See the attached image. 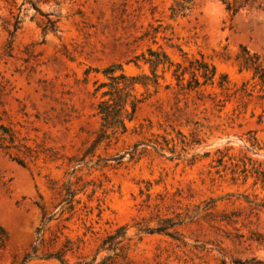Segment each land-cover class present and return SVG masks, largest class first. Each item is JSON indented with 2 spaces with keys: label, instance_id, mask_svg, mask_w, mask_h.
<instances>
[{
  "label": "rangeland",
  "instance_id": "obj_1",
  "mask_svg": "<svg viewBox=\"0 0 264 264\" xmlns=\"http://www.w3.org/2000/svg\"><path fill=\"white\" fill-rule=\"evenodd\" d=\"M33 1L0 0V124L18 145L0 141V264H96L119 227L127 264H264V0ZM149 51L171 65L153 75ZM110 97L135 103L122 133L97 113ZM163 218L179 239L143 231Z\"/></svg>",
  "mask_w": 264,
  "mask_h": 264
},
{
  "label": "trees",
  "instance_id": "obj_2",
  "mask_svg": "<svg viewBox=\"0 0 264 264\" xmlns=\"http://www.w3.org/2000/svg\"><path fill=\"white\" fill-rule=\"evenodd\" d=\"M191 0H182V2H175L174 7H171V10L173 11V13H178V12H182L186 7L185 3H188ZM28 3L31 4V6H33L35 8V2L33 0H27ZM227 10L230 9V5L228 3H226V7ZM48 29H53L54 28V22L52 20H50L49 18L47 19V25ZM10 43V42H9ZM9 50H11L10 45H8ZM149 55L151 57L144 59V62H147L150 64V67L152 69V74L155 75V68L158 65H161L162 67H164L165 64H167L168 66L171 65V62L168 60V58L166 57L165 54L162 53V56L159 57L158 53L155 52H151L149 51ZM144 58V57H142ZM179 68V65H177L176 69L174 70V75L176 77H181L184 74V71L180 72L179 74H176L177 70ZM113 70H114V65L109 66L108 68H106L103 73L105 75H108L111 79H117V76H113ZM196 71H200L201 72V76L204 78L205 81L207 80H211L215 74V70L213 67H211L210 69L208 68V66L205 63H199L198 65H196L195 67ZM254 73H260L259 77L263 78L264 77V69L261 68V66L258 64L254 67ZM144 77H146L145 75H143ZM121 78H125V76H120ZM132 79H134V77H132ZM152 82H154V84L156 83L155 80H153ZM141 84L143 86H145L147 83L143 82V81H132L131 82V86L133 87L134 84ZM131 103V110L130 112L127 114L126 109H125V105H126V99H120L117 97H110V99H108L107 101H100L97 104V113L100 115V118L103 122L102 125H104L106 128H113V127H117L120 128V132H124L126 130V126L123 122V119L121 118L122 113H125V116L128 118V120H130L132 118V115L134 113L135 110V103L130 102ZM0 141L2 142H6V144L3 146V148L8 149V148H16L18 147L17 144L14 143L15 141V135L14 133L7 127H5L4 125L0 124ZM9 157L12 160H15L19 165L24 166V161L21 158H17V157H11L9 155ZM76 195L75 190L70 189L69 187L65 189V197L62 199V202H64L65 204H68V206H72V201L74 200V197ZM76 203H78L79 201L76 200ZM179 225V222H175L173 221L171 218H163L160 219L159 222L157 223V225L153 228L150 227H143V231H146L148 233H163L165 235H168L174 239H179V234L178 231L176 229V226ZM125 231L126 229L124 227H119L117 229H115L112 233H108L101 241L100 246L98 247L95 256L101 252V251H107V252H112L111 255H105L98 263L96 264H127V262L125 261L126 256L125 253H123L122 248H123V244L122 241L124 239L125 236ZM5 236V233L3 231V229L0 227V241L1 239ZM64 253L65 250L63 249H59L57 252L55 253H51L50 255H48V257H53L55 259H57L58 261H60L61 263H65L66 260L64 259ZM28 258V256L26 255L25 257H23V259L17 263V264H24V262L26 261V259ZM96 257H94L92 259L91 262H93L95 260ZM91 262H85L82 264H91ZM238 264H242L240 262H237ZM250 264H261L259 261H255L254 258H251L249 260Z\"/></svg>",
  "mask_w": 264,
  "mask_h": 264
}]
</instances>
